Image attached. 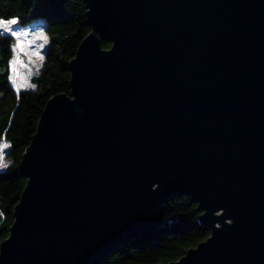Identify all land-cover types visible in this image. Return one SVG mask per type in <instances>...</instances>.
Here are the masks:
<instances>
[{
  "label": "water",
  "instance_id": "1",
  "mask_svg": "<svg viewBox=\"0 0 264 264\" xmlns=\"http://www.w3.org/2000/svg\"><path fill=\"white\" fill-rule=\"evenodd\" d=\"M84 1L92 30L22 155L0 264H98L157 238L175 194L211 233L161 264H264V0Z\"/></svg>",
  "mask_w": 264,
  "mask_h": 264
},
{
  "label": "trees",
  "instance_id": "2",
  "mask_svg": "<svg viewBox=\"0 0 264 264\" xmlns=\"http://www.w3.org/2000/svg\"><path fill=\"white\" fill-rule=\"evenodd\" d=\"M86 11L84 0H0V20L16 18L19 24L28 25L42 17L41 26L48 34L43 65L32 77L34 87L16 90L11 80L16 38L0 29V141L11 142L7 152L13 162L0 170V245L10 233L15 205L28 180L19 165L41 113L52 95L71 92L70 60L92 30ZM99 36L103 47L112 45L110 38ZM197 207L188 194L172 195L165 203L168 227L157 238L130 239L98 264H161L180 258L211 233L200 221Z\"/></svg>",
  "mask_w": 264,
  "mask_h": 264
},
{
  "label": "rangeland",
  "instance_id": "3",
  "mask_svg": "<svg viewBox=\"0 0 264 264\" xmlns=\"http://www.w3.org/2000/svg\"><path fill=\"white\" fill-rule=\"evenodd\" d=\"M11 19L3 18L1 20L7 22ZM43 20L42 17H37L28 25H21L17 22V24L11 26L14 31L20 33L19 37H15L14 56L11 60V62L14 59L17 61L15 71L11 63V80L16 90L34 87L32 77L40 71L43 65L44 51L48 44V34L41 26ZM25 33L27 35H24ZM39 33H43L44 36H39ZM45 37L47 38V43H45ZM18 39L22 48H17ZM4 152L5 159H10L7 149Z\"/></svg>",
  "mask_w": 264,
  "mask_h": 264
},
{
  "label": "snow or ice",
  "instance_id": "4",
  "mask_svg": "<svg viewBox=\"0 0 264 264\" xmlns=\"http://www.w3.org/2000/svg\"><path fill=\"white\" fill-rule=\"evenodd\" d=\"M17 24V20L16 19H11L7 22L3 21V20H0V29L3 30V32H10L12 36L14 37H19L20 36V33L14 31L12 29V25H15ZM2 34V33H0ZM24 35H27L26 33ZM39 36L43 37L44 34L43 33H39ZM45 43H47V38L45 37ZM17 48H22V46L20 45V42H19V39L17 40ZM42 59V57H41ZM12 65H13V70L15 71V65L17 63V61L14 59L12 62ZM3 148L4 146L3 145H0V154L3 153Z\"/></svg>",
  "mask_w": 264,
  "mask_h": 264
},
{
  "label": "clouds",
  "instance_id": "5",
  "mask_svg": "<svg viewBox=\"0 0 264 264\" xmlns=\"http://www.w3.org/2000/svg\"><path fill=\"white\" fill-rule=\"evenodd\" d=\"M0 145L4 146L3 153L0 154V170H2V169H7L13 163L12 160H10V159L6 160L5 159V152H4L5 149H10L12 147V145H11L10 141H0ZM2 217H3V213L0 212V218H2ZM228 223L231 224L232 221L229 220Z\"/></svg>",
  "mask_w": 264,
  "mask_h": 264
}]
</instances>
